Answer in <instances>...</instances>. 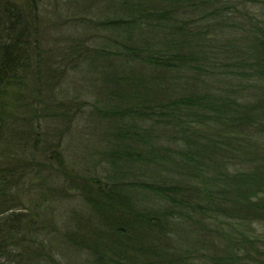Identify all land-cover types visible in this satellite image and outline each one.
Listing matches in <instances>:
<instances>
[{
  "label": "trees",
  "instance_id": "1",
  "mask_svg": "<svg viewBox=\"0 0 264 264\" xmlns=\"http://www.w3.org/2000/svg\"><path fill=\"white\" fill-rule=\"evenodd\" d=\"M38 1L0 4L1 264H264L263 0H49L56 57Z\"/></svg>",
  "mask_w": 264,
  "mask_h": 264
},
{
  "label": "rangeland",
  "instance_id": "2",
  "mask_svg": "<svg viewBox=\"0 0 264 264\" xmlns=\"http://www.w3.org/2000/svg\"><path fill=\"white\" fill-rule=\"evenodd\" d=\"M13 2L20 4L22 6V8L27 6L26 5V0H13ZM38 2L42 4V6L44 7V10H45L44 11L42 9V11L40 12L39 23L37 24L38 27H39L38 28L39 34L41 36V40H43L44 45L49 50V55H51L53 57H56L55 52H53V50H50L51 46L52 47L54 46V39L53 38H54V36H57V35H55L53 33L54 32L53 24L55 23L54 21L56 20L55 16L60 14V13H62L64 15V19L66 21L65 24H69V25L72 26V24L74 23V18L72 16H75V15H73V13H72L73 11H68V10H64V9H61V11L56 13L54 8L50 5L51 1H49V0H39ZM262 3H264V0L262 1ZM0 4H1V0H0ZM245 6H246V9L248 8V9L253 10L255 12H258L260 10L264 14V4L262 5L263 7H259V4H257V3H255V4L254 3L253 4L249 3L248 5H245ZM47 10H49L50 13H48V14L45 13ZM2 12H3V8L0 5V15H2ZM58 21H60V20H58ZM2 23H3V21H2ZM74 29L76 30L77 28H74ZM68 94L69 95L71 94L70 91H69ZM44 98L47 99V96H45ZM84 110L82 112H80L79 118H77L73 122V124H74L73 126H74V128H76V131H80V130L84 131V129H86V127L89 124V117L90 116H88V112H86ZM88 111H90L89 108H88ZM43 124H44V126L47 125L46 130H47L48 133H50L52 131L51 127H55V123H44L43 122ZM58 124L60 125L59 122H58ZM48 126H51V127H48ZM69 134L73 135L71 137V139H73V137H75V136H80L79 134H76L75 132L69 133ZM86 136H87L86 139L91 138V136H88V135H86ZM68 138H69V135L67 136V139ZM71 139H69V140H71ZM71 144L72 143L70 142V145ZM83 146H84V143H83ZM71 150H73V149H71ZM66 155L68 156V158L70 157V148H69V150L66 151ZM254 226L256 227V232L257 233L261 234V233L264 232V225L263 224L257 223ZM2 261H4L3 257L0 258V264L2 263Z\"/></svg>",
  "mask_w": 264,
  "mask_h": 264
}]
</instances>
